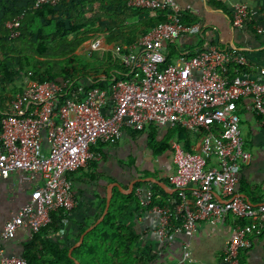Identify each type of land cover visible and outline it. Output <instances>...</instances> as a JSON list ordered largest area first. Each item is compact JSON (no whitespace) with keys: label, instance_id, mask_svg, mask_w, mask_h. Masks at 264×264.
Instances as JSON below:
<instances>
[{"label":"built area","instance_id":"2783aa9c","mask_svg":"<svg viewBox=\"0 0 264 264\" xmlns=\"http://www.w3.org/2000/svg\"><path fill=\"white\" fill-rule=\"evenodd\" d=\"M58 1L32 0L30 4L36 9ZM126 4L163 10L166 21L148 28L133 43L112 49L128 71L125 78L116 79L107 89L85 90L68 78L39 81L29 72L24 88L1 115L0 177L20 172L22 179H33L38 174L42 184L3 224L0 264H26L21 255L6 253L4 242L21 227L36 234L51 221V213L70 211L75 201L68 174L99 159L100 153L91 146L115 142L125 127L143 131L150 126H180L199 139L195 151L176 147L172 152L171 184L178 199L160 205L149 182L134 189L139 204L150 207L155 215L159 237L167 236L172 222L180 223L186 237L181 261L190 260L189 240L198 221H219L227 215L236 220L221 264H240L239 251L248 246L249 235L264 230V202L253 205L236 191L237 171L252 156L240 134L237 104L249 98L247 108L259 116L264 129V69L254 76L243 54L215 46L178 65L165 64L168 43L197 24L181 21L182 9L176 0H126ZM230 14L232 25L240 27L254 12L244 3H233ZM20 18L7 22L10 37L18 34ZM256 30L264 33V28ZM82 48L91 53L102 47L92 40ZM43 140L46 154L39 150ZM211 159L215 167L209 166ZM215 191L221 200L215 198Z\"/></svg>","mask_w":264,"mask_h":264},{"label":"crops","instance_id":"0c3cea01","mask_svg":"<svg viewBox=\"0 0 264 264\" xmlns=\"http://www.w3.org/2000/svg\"><path fill=\"white\" fill-rule=\"evenodd\" d=\"M31 1L25 0L24 4ZM176 2L182 9L180 15L183 23L197 24V28L168 43L165 58L168 59L169 64L178 65L208 46H215L243 54L249 63L247 70L254 76L260 69H264V33L256 30L257 27L264 28V0H176ZM233 3H244L254 12L240 27H234L231 23L230 7ZM107 9H109L107 6L100 5L97 11L107 13L104 12V10L108 11ZM145 10L144 17H153L160 12V10ZM109 11L111 17L103 19L100 24L102 32L83 41L77 53L89 54L82 45L86 43L87 47L92 40H98L101 47L107 49L106 42L110 32L120 34L122 26L134 24L140 18L137 15L127 16L125 13H120L114 6ZM82 83L86 84L84 77L75 82L76 85ZM19 88L17 92L24 88L23 83ZM108 99L109 104L110 98ZM250 102L251 100L246 98L237 104L240 134L245 149L249 150L252 156L241 163L237 171L236 191L247 201L259 204L264 202V129L259 123V116L247 108ZM7 107L8 104L2 108L0 117ZM151 127L153 126L139 132L125 127L115 142L97 143L95 150L100 153V158L90 160L84 167L68 174L73 182L74 207L67 213L53 212L48 226L43 227L35 235L28 228L17 229L4 242L6 253L21 255L29 245L40 247L43 240H48L61 246L70 245L69 254H71L70 249L76 247L81 235L105 216L107 191L110 186H112V198L114 189L129 194L137 183L146 182L136 180L154 178L164 185L162 187L150 181L164 190V193L155 190L157 202L162 204L174 199L178 193L171 184V176L175 171L173 151L165 150L160 153L153 151V142L149 139ZM155 128H157L155 137L158 140L170 130ZM189 135L188 144L176 133L168 143L170 146H175L173 150L176 147L183 150L185 145H188L195 151L199 147V142L198 140L196 142L195 136ZM39 150L42 154H46L44 140ZM209 166H216L213 159L209 161ZM134 181L136 182L130 191V185ZM113 183H117L118 186H113ZM41 184L42 178L38 174L33 179H22L20 172H13L7 178L0 177V231L10 215L27 202L31 190ZM215 194L217 200L222 199L216 191ZM124 209L125 212L119 220L132 226L139 235L138 245L146 254L155 255L148 264H221L226 241L231 236L236 222L231 215L224 216L219 221H198L189 240L190 260L181 261L183 241L186 237L178 221L172 222L167 236L161 238L156 233V219L150 207L142 208L136 201H132L125 205ZM85 224L89 227L79 235L80 228ZM34 237H36L35 242ZM248 241V246L239 252L240 264H264V230L249 235Z\"/></svg>","mask_w":264,"mask_h":264},{"label":"trees","instance_id":"16d2710c","mask_svg":"<svg viewBox=\"0 0 264 264\" xmlns=\"http://www.w3.org/2000/svg\"><path fill=\"white\" fill-rule=\"evenodd\" d=\"M30 3L18 5L17 0H0V111L19 90L16 87L8 89L13 84L15 73L25 77L30 72L39 81L56 82L68 78L75 83L84 77L86 84L82 83V86L85 90L91 87L107 89L116 79L128 75L127 69L111 49L116 44L123 47L133 43L148 28L166 21L165 11L160 10L153 17H144L145 9L129 7L126 0H59L56 5L45 4L36 9L31 8ZM100 5L109 8L108 11L104 10L107 13L97 11ZM113 6L120 13L140 18L134 24L122 26L120 34L110 32L106 42L107 49H95L89 54L77 53L83 41L102 32L100 24L103 19L111 17L109 10ZM19 16L18 34L10 37V29L6 24ZM165 64H169L166 58ZM150 130L149 139L153 142L155 153L173 151L175 146H170L168 141L173 139L174 133L186 141L190 136L185 129L177 126L167 130L165 136L158 140L155 137L157 128L151 127ZM197 140L199 142L198 137L196 142ZM91 150H95V146H91ZM183 150L194 151L188 145ZM146 182L153 184L156 191L164 193L159 185ZM174 199H178V195ZM132 201L143 208L134 190L123 194L114 189L105 216L84 234L82 242L72 249L71 254L70 245L61 246L59 243L43 240L40 247L34 244L26 247L21 256L25 258L26 264H148L155 255L146 254L138 245L139 235L132 226L119 220L125 212V205ZM57 212L63 213L62 210ZM47 226L48 224L43 227ZM88 227L83 225L79 235ZM33 240L35 242L36 237Z\"/></svg>","mask_w":264,"mask_h":264},{"label":"water","instance_id":"95a60500","mask_svg":"<svg viewBox=\"0 0 264 264\" xmlns=\"http://www.w3.org/2000/svg\"><path fill=\"white\" fill-rule=\"evenodd\" d=\"M143 180H144V181H153V182L159 184L160 186L164 187V185H163L161 182L155 180L154 178H151L150 180H146V179H138V180H136V181H143ZM136 181H134V182L130 185V191H131V189H132V185H133ZM114 185H115V186H118L117 183H113V186H114ZM107 192H108V194H107V198H106V206H105V213H104V214H106V212H107V210H108V208H109V204H110V200H111V194H112V186H110V188L108 189ZM101 220H102V218L99 219L98 221H96L95 224H94L93 226H95L96 224H98ZM93 226L89 227V228H88V229H87V230L81 235L79 241L76 243V246L79 245V244L81 243L84 234H85L86 232H88L91 228H93ZM72 248H73V247H72ZM72 248L70 249V252H71ZM76 263L78 264V262H76Z\"/></svg>","mask_w":264,"mask_h":264},{"label":"rangeland","instance_id":"374dc122","mask_svg":"<svg viewBox=\"0 0 264 264\" xmlns=\"http://www.w3.org/2000/svg\"><path fill=\"white\" fill-rule=\"evenodd\" d=\"M24 1L25 0H17L18 5H22L24 3ZM13 79H14L13 80V84H10L8 86V89H12L13 87L19 88V87L22 86V83H23V86H24V76L22 74H16L15 73L14 76H13Z\"/></svg>","mask_w":264,"mask_h":264}]
</instances>
